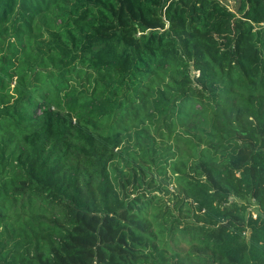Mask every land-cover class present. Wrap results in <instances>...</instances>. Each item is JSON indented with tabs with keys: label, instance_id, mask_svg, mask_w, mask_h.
Returning a JSON list of instances; mask_svg holds the SVG:
<instances>
[{
	"label": "trees",
	"instance_id": "1",
	"mask_svg": "<svg viewBox=\"0 0 264 264\" xmlns=\"http://www.w3.org/2000/svg\"><path fill=\"white\" fill-rule=\"evenodd\" d=\"M0 264H264V0H0Z\"/></svg>",
	"mask_w": 264,
	"mask_h": 264
},
{
	"label": "rangeland",
	"instance_id": "2",
	"mask_svg": "<svg viewBox=\"0 0 264 264\" xmlns=\"http://www.w3.org/2000/svg\"><path fill=\"white\" fill-rule=\"evenodd\" d=\"M221 3H226L229 8H232L233 4H234V0H221ZM194 73L197 75V72H192V74H194ZM11 87H13V85ZM155 176H156V178L159 177V175H155ZM166 177H168V179H170V180L163 182V186H165V187H163L160 192L152 191V194H155L156 196H158L160 198L161 201H165V203L167 205H169L170 208H173L174 194L178 193V186H177V184L174 183V180L171 177L170 171L166 172ZM249 209L252 210V213L255 214L256 208L253 204L250 206ZM175 246H176V249L181 251L182 255L186 254V251L188 249V242H186V241L183 242V241L178 240L176 242Z\"/></svg>",
	"mask_w": 264,
	"mask_h": 264
}]
</instances>
